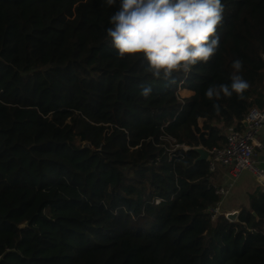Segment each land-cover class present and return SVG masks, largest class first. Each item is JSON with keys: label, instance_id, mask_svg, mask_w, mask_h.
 I'll use <instances>...</instances> for the list:
<instances>
[{"label": "trees", "instance_id": "1", "mask_svg": "<svg viewBox=\"0 0 264 264\" xmlns=\"http://www.w3.org/2000/svg\"><path fill=\"white\" fill-rule=\"evenodd\" d=\"M222 3L216 54L169 83L118 56L119 0H0V264H264V190L211 219L194 149L264 107V0ZM236 59L243 99H208Z\"/></svg>", "mask_w": 264, "mask_h": 264}, {"label": "clouds", "instance_id": "2", "mask_svg": "<svg viewBox=\"0 0 264 264\" xmlns=\"http://www.w3.org/2000/svg\"><path fill=\"white\" fill-rule=\"evenodd\" d=\"M106 3L112 6L117 0ZM223 20L222 0H119L106 31L120 58L142 54L154 78L174 83L173 73L188 74L216 54ZM242 67L240 59L233 61L231 83L208 87L206 97L219 100L235 93L243 99L250 85L239 74ZM151 93L150 86H143L140 95L148 98ZM213 107L219 110L218 104Z\"/></svg>", "mask_w": 264, "mask_h": 264}, {"label": "built area", "instance_id": "3", "mask_svg": "<svg viewBox=\"0 0 264 264\" xmlns=\"http://www.w3.org/2000/svg\"><path fill=\"white\" fill-rule=\"evenodd\" d=\"M244 121L246 124L242 129H236L234 126L227 129L226 141L222 147L216 146L208 149L209 157L207 160L210 171L215 172L219 166H224L228 168L229 176L226 185L215 186V193L220 196V199L208 209L211 219H216L219 214H224L228 218V214L231 212L224 211L222 204L235 187L242 171H250L261 189L264 190V169L254 162L255 148L260 145V132L264 130V107L251 108ZM176 148L187 151L190 146L176 144ZM156 201L159 202L160 200L157 199Z\"/></svg>", "mask_w": 264, "mask_h": 264}, {"label": "crops", "instance_id": "4", "mask_svg": "<svg viewBox=\"0 0 264 264\" xmlns=\"http://www.w3.org/2000/svg\"><path fill=\"white\" fill-rule=\"evenodd\" d=\"M180 93L183 97H188L192 94L191 91L186 90V89L181 90ZM223 129H226V128H223ZM259 139H260V145L255 148L254 162L256 163L257 166L264 169V130L260 132ZM217 173H219V175H222L225 179H228L229 177L227 167L223 166L222 168H219ZM245 175H248V178L251 181L246 183L243 189L239 185H236L235 194L238 196L237 201H232L230 200V198L229 199L226 198L222 204L224 211L234 212V211H239L241 206H249L250 194L253 193L257 189H261V186L256 182L255 176L248 170H244L241 172L240 177H239L240 180L238 179L241 184H242V177ZM239 196L241 197L240 201H238Z\"/></svg>", "mask_w": 264, "mask_h": 264}, {"label": "rangeland", "instance_id": "5", "mask_svg": "<svg viewBox=\"0 0 264 264\" xmlns=\"http://www.w3.org/2000/svg\"><path fill=\"white\" fill-rule=\"evenodd\" d=\"M181 92V91H180ZM229 128V127H228ZM228 128L223 130V133L225 134L228 130ZM171 149L173 147H176V145L173 144V142H169L168 145ZM173 150V149H172ZM223 166H219V168H222ZM218 168V169H219ZM218 171V170H217ZM217 171H215V174L212 176V183L214 186H221V185H226L229 181V177L228 179H225L222 175H219V173H217ZM240 180V178H239ZM239 180H237L236 185H239L242 189L244 188V185H246V183L250 182L251 180L248 178V175H245L242 177V184L239 182ZM235 185V187H236ZM235 187L232 189L230 195L227 197L228 199L230 198V200L232 201H237V195L235 194ZM241 192V191H240ZM241 195V194H240ZM241 200V197L239 196L238 201Z\"/></svg>", "mask_w": 264, "mask_h": 264}, {"label": "water", "instance_id": "6", "mask_svg": "<svg viewBox=\"0 0 264 264\" xmlns=\"http://www.w3.org/2000/svg\"><path fill=\"white\" fill-rule=\"evenodd\" d=\"M244 124H246V122L244 121ZM197 152H198V157L196 158L197 161H202V160H207L209 157V151L208 149H206L203 146H197L194 148ZM238 215L239 212L235 211V212H231L228 214V218L232 221H235L238 219Z\"/></svg>", "mask_w": 264, "mask_h": 264}]
</instances>
